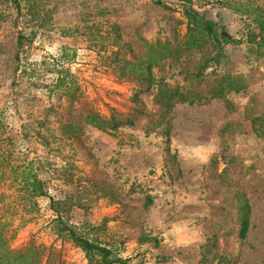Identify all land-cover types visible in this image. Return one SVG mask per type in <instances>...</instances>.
Segmentation results:
<instances>
[{"label": "rangeland", "instance_id": "374dc122", "mask_svg": "<svg viewBox=\"0 0 264 264\" xmlns=\"http://www.w3.org/2000/svg\"><path fill=\"white\" fill-rule=\"evenodd\" d=\"M222 4L264 12V0H0V137H12L14 159L34 163L54 200L0 185L11 251L31 243L40 258L51 252L47 264H102L59 217L109 249L112 264H264V30L248 44L247 31L259 32L252 15ZM184 5L242 43L225 45L201 76L208 52L192 51L154 66L149 89L127 77L124 62L145 43L182 44ZM89 112L124 125L100 131L85 124ZM64 124L80 135L63 136ZM238 192L250 205L245 238Z\"/></svg>", "mask_w": 264, "mask_h": 264}, {"label": "trees", "instance_id": "16d2710c", "mask_svg": "<svg viewBox=\"0 0 264 264\" xmlns=\"http://www.w3.org/2000/svg\"><path fill=\"white\" fill-rule=\"evenodd\" d=\"M222 5L223 7H228L233 13H241L245 16L252 15V22L259 32L256 34L253 30L247 31L246 42L248 44H255L259 38H262L261 33L264 30V12L260 7L250 6L251 8L248 9L239 4L235 7L229 6L228 4ZM239 7L243 8L240 9ZM182 14L187 21L186 34L182 44L172 46L171 44H163L158 41L154 43H145V51L139 58L124 62L121 70L127 77L129 76L146 81V83H148L147 89H149L151 85V72L154 66L160 65L162 61L167 58L175 60L178 59L182 53L192 51L208 52L207 54H204L208 58L201 64L197 73L198 76H201L203 70L207 69L210 63L216 65L220 63L221 57L223 56L222 49L225 45H239L242 43L241 40L234 39L227 32L223 31V29L214 30V26L203 16L199 15L186 5L182 6ZM64 78L66 77H61L56 82L57 90L61 86L62 88L66 86ZM71 84L72 82L68 88L70 92L72 91ZM229 88L230 86L227 88H218V90L213 92V96L224 98V91ZM70 92L67 95L72 98ZM166 100L169 109L175 103L174 94L170 93ZM179 100L180 102H185L187 99L181 98ZM189 104H193V102L189 101ZM84 122L100 131L111 133L124 125L123 123L115 122L112 119L106 120L100 118L92 112H89L85 116ZM125 124L129 126L133 125L131 120L126 121ZM61 133L69 139H75L81 132L71 124H64L61 126ZM4 182H12V184L16 186L17 192L25 195L31 202L36 198H47L50 202V207L54 209V200L48 195L45 183L40 180L34 167V163L32 161L18 163L16 159H14V144L10 135L5 138L0 137V185ZM233 201L237 206L236 211L237 223L239 225V236L240 238H245L250 224V205L248 199L242 192L235 193L233 195ZM29 206L31 212L29 211L28 214H32V211L35 210L36 204L33 203ZM56 219L61 231L82 250L89 262H92L95 257H99L102 264H112L114 262L109 249L90 241L83 234L66 226L59 217ZM10 227V223L0 215V264H42L43 260H45L47 264L49 257L52 255L51 252L49 251L47 256L44 255L40 258L37 254L39 249L35 248L31 243L23 251H11L8 247V242L12 238L14 232H11ZM58 264L67 263L59 261Z\"/></svg>", "mask_w": 264, "mask_h": 264}]
</instances>
